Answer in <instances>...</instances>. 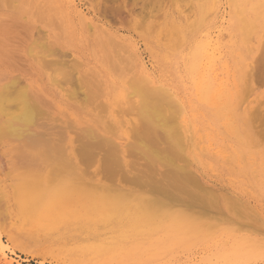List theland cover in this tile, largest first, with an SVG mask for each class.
Returning <instances> with one entry per match:
<instances>
[{
    "label": "rangeland",
    "instance_id": "374dc122",
    "mask_svg": "<svg viewBox=\"0 0 264 264\" xmlns=\"http://www.w3.org/2000/svg\"><path fill=\"white\" fill-rule=\"evenodd\" d=\"M234 1L66 0L65 4L69 11L76 14H100L106 23L117 30L119 38L121 36V47L123 51L127 50L124 51L126 53L122 51L124 54L122 56L130 65L133 64L130 76L136 71L139 75L144 67L154 78L159 79L164 76L182 85L185 89L182 93L184 98L189 104H193L200 114L199 124L203 126L212 122L215 115L195 88L192 57L199 45L207 46L206 57L199 61L200 72L195 76L196 82L200 81V75L204 76L203 84L205 80L211 79L208 68L212 67L213 57L215 66L212 70L215 68V73L218 74L216 84L224 80L225 85L230 88L225 97L227 104L225 109L230 110L235 107L237 114L240 115V118L237 115L231 119L235 122L240 137L236 135L235 139L230 140L232 135L218 136L220 140L218 143L224 144H220V147L216 146V149H220L223 145L227 146L228 142L233 147L227 146L226 150L234 157L229 156L227 159L203 150L199 157L201 161L196 160L195 163L192 161L191 164L181 158L183 157L181 150L179 153L173 147L164 149L163 142L156 140V144L155 138H149L151 134L144 132L147 135L144 133L142 135L146 137L139 136L141 134L137 130L138 136L135 134V142L137 141L138 149L135 145L136 151H134L138 157L133 155L135 162L130 165L134 164L140 172L138 170L136 172L135 168V170L125 169L128 171H125L126 177L123 176L127 180H124L123 176L119 177L120 189L115 192L91 188L72 190V186L67 185L70 179L59 171L58 156L52 155L54 159L51 160V165L50 162H41L38 172L16 181L22 186L20 191H11L10 195L0 192V252L4 250L0 253V264L7 262L12 264H264V176L256 172L261 167L264 168V139H262L264 136L263 134L260 136L256 131L258 129L264 133L262 130L264 125L260 126L261 128L257 126L261 121L255 117L260 111L254 113L258 103L262 104L257 110L260 109L264 113V68H262L264 48L261 50L264 44L261 46L258 41H264V0H236L238 5H235ZM261 3L263 6L259 7ZM184 10L189 15L184 13ZM243 16L247 20L246 24L240 21ZM164 29L170 31L169 35ZM246 29L250 32L247 33ZM243 31H246L245 34H242ZM244 38L252 40L253 44L250 41L248 43ZM133 52L134 54L130 55ZM258 54L261 57L256 59ZM251 61L255 69L257 65L259 71L254 69L252 73L251 67L247 69L250 77V82L248 80L250 91L248 90L247 97L245 96L247 92H244L246 85L243 82L246 65L242 66V64L244 62L250 64ZM225 64L228 67L226 70H224ZM133 82L137 85L141 81L133 80ZM258 117L264 119L260 114ZM252 118L255 119L254 122L257 121L255 125L252 124ZM168 122L174 125L170 119ZM238 123H240L239 127ZM217 124L221 129L220 132L225 131L221 122L218 121ZM244 125L247 129L251 128L250 131H247ZM245 134L249 136L246 137ZM253 134L255 135L252 138ZM150 139L154 145H150L152 142ZM144 151L146 152L143 153ZM147 151L148 153L151 151L149 155L152 153L153 156H148L153 159L148 158ZM139 155L144 157L140 158ZM155 155L157 158L154 157ZM238 156L239 160L236 159ZM162 157L168 159L162 160ZM144 158L149 162L148 164ZM159 161H165L167 164L164 166L168 165L166 167L171 169L175 176L181 177H175L171 171L167 172L169 176L166 175L164 172L167 168L164 169L162 165L156 164ZM168 163H173L174 166L172 164L170 168ZM185 163L189 164L188 167L192 166L190 170ZM143 164L149 167L146 168L147 165ZM175 164L181 168V165L183 167L185 165L188 172L194 171L190 173V177L193 175L195 179L188 176L185 167L181 171L178 166L179 170L175 171ZM51 166L56 169H52ZM172 166L175 168L173 169ZM152 170H157V174ZM197 173L199 176H194ZM182 175L185 176L182 178ZM131 177L133 178L130 180ZM0 180L7 184L9 178L0 177ZM180 181L184 182V185L180 184ZM173 185L176 187L178 185L179 188H174ZM152 187L158 188L159 191ZM200 188L203 191H200ZM15 208L16 210L20 208L22 214L18 215V212L16 215ZM33 208H35L34 212H31ZM31 213L33 217H30ZM129 217L133 220L130 221ZM92 247L94 249H91Z\"/></svg>",
    "mask_w": 264,
    "mask_h": 264
},
{
    "label": "bare ground",
    "instance_id": "6f19581e",
    "mask_svg": "<svg viewBox=\"0 0 264 264\" xmlns=\"http://www.w3.org/2000/svg\"><path fill=\"white\" fill-rule=\"evenodd\" d=\"M234 2L235 5H238L236 0ZM65 3L66 0H0V177L9 178L7 184L0 180V192L10 195L11 191H20L22 186L18 185L16 181L23 177L31 176L33 172H38L40 170L39 163L41 162H50L49 164L51 165V160L54 159L53 156L55 155L58 156L57 164L60 166L59 171L65 173L66 177L70 179V183L67 182V185L70 184L72 190L91 188L104 192L118 191V189H120L119 177L121 178L123 175L126 177V172L128 171L125 169H136L134 164L133 166L130 164H132L133 161L135 162V157H138V155H135V145H137L136 147L138 149V144H136L137 141L135 142V134L138 136V131L139 134H141L139 136H144L142 135L144 132L151 134L152 136L149 135V138H155L154 141L156 144L157 141L163 142V145L162 143H160V145H162L164 149L173 147L178 152L181 150L183 157H180L184 160H188L191 164L192 161L195 163L196 160H199L203 150H207L211 154L213 152L215 155L227 159L229 156L234 157V155L232 156V154L228 153L226 150L227 146L230 148L233 147L228 142L226 143L228 144L227 146L223 145L220 149H216V146L224 144L218 143L220 141L219 135L222 136L223 134H227L228 137L232 135L230 140L236 135L238 137H240V135L237 133L235 122L231 120L232 117L238 115L237 109L235 107L230 110L225 109L227 106L225 97H227L230 88L225 85L224 80H220V82L216 84L218 74L215 73V68L212 70V67L215 66L213 57L212 67L208 68L211 72L210 77L212 80L207 79L203 84L204 76L200 75V81L196 82L197 77L195 76L199 75L200 72L199 61L206 57L208 53L207 46L199 45L192 57L195 88L198 89L200 95L203 97L206 104L212 108L215 115V117L212 118V122H209L207 126H205V124L204 127L199 124L200 114L195 110L193 104H189L184 98L182 93L185 89L182 88V85L176 84L164 76L159 79L156 77L154 78L144 67L141 69L143 75L141 73H139V75L136 74V71L133 74V76L136 74L134 76L135 78L130 76L133 70V64L130 65L128 60L122 56L124 54L122 53L123 49L120 42L121 36L119 38L117 30L106 23L105 19L102 18L100 14H76L69 11L70 9H67ZM263 3H261L259 7L263 6ZM161 13H163L162 10ZM184 13H186L185 10ZM186 14L189 15L188 13ZM243 17H241L240 21L246 24L247 20ZM248 25L249 24H247V26ZM247 26L244 27L246 28ZM249 30H252V28H249ZM164 31L167 32L165 29ZM246 31L247 33L250 32L247 29ZM246 31H243L242 34ZM168 33H170V31L166 34ZM171 35H173L172 32ZM249 37L250 33L248 35V38ZM245 40L253 44L252 40ZM258 41L261 43V46L264 44V41ZM263 48L264 45L261 50ZM124 51L127 50L124 49ZM134 52L130 55H133ZM259 55L260 54L257 55L256 59L261 57ZM175 58L177 59L178 57ZM249 63L250 64H246V62H244L242 64V66L246 65L243 82L246 85L244 92H247L245 95L247 97L249 95L248 87L250 86V77L247 72L249 70L247 69L251 67V72H254L255 69V65L251 64L253 61ZM227 68L225 64L224 70ZM262 68H264V66ZM262 75L263 74H261V76ZM135 79L141 81L137 84L138 86L133 82V80L136 81ZM174 81H176V79ZM178 82L179 80H177V83ZM247 97H243V99L245 98L246 100ZM260 105L258 103V106L254 108L255 112L252 111L254 113L258 111L261 112L260 109L257 110L260 108ZM260 112L256 114L258 116L260 114L261 117H263L264 113ZM167 116H169V118ZM239 116L240 115H238V117ZM258 116H256L255 119L261 121L259 125H257L260 127L264 125L262 121L264 119ZM169 119L174 125L169 124ZM254 120L252 122L253 125L257 122H254ZM218 121L221 122L225 131L220 132L221 129L217 124ZM233 122L234 126L232 124ZM260 123L262 124L260 125ZM239 124L240 123H238V127ZM173 126H176V128H173ZM248 126L250 125L248 124ZM257 126H254V128ZM246 127L247 126H245V128ZM142 129L145 131H142ZM248 129L247 131H250L251 128ZM256 131L260 133V136L261 134L264 136L263 132L258 131V129ZM254 135L255 134H253L252 138ZM139 138L141 139V137ZM149 138L145 139L149 140ZM182 138L186 140H184L185 143ZM262 139H264V137H262ZM147 145H149V142ZM150 145H154V142L152 141ZM160 145L158 148H160ZM185 145L187 146V152H185ZM237 149L236 151H238ZM236 151H234L235 155H237ZM145 152L146 151L143 153ZM150 152L148 153L147 151V156ZM183 152H185V154H183ZM146 154H144V156ZM170 154H172V152ZM133 155H135V157ZM144 156H140V158ZM149 156H153V154L151 153ZM154 157L157 158L156 155ZM164 158L168 159V157ZM164 158L162 160H164ZM257 158L256 160H258ZM236 159L239 160V156ZM151 160L148 161L153 163ZM169 160L171 161V159ZM172 162H174V160H172ZM146 163L148 164L149 162L146 160ZM156 164L162 165L161 167L163 168H167L166 166H168H164V164H167L165 161H159V163L156 162ZM172 164H169L170 168ZM185 164L187 165V163ZM253 165H255V163ZM261 165L262 163L259 166L261 167ZM137 166H139V163ZM178 166L177 164L176 168L173 167V169L175 168L176 171ZM181 166L182 168L179 166L180 170L185 167V165L184 167L183 165ZM147 167L149 166L147 165L146 168ZM187 167L184 168L185 171H187ZM190 167L187 169L190 170ZM137 170L140 172V169L137 168L136 172ZM121 171H123V174ZM154 171L156 172L157 170ZM170 171L172 172L171 169L169 170V168H167V171L165 170V172H163L167 175ZM191 172L194 171H187L189 177ZM256 172L260 176H264L263 167ZM181 173L182 172H180V175ZM187 173H185L186 176ZM174 174L175 173H173V175ZM184 176L185 175H182V178ZM194 176L199 175L197 173V175ZM163 177H165V175H163ZM192 177L193 175L190 178ZM132 178L133 177H131L130 180ZM193 179L195 178L193 177ZM124 180L127 179L125 178ZM179 180L180 179H178V181ZM186 180L188 179L186 178ZM188 181H190V179ZM127 182L125 181V183ZM176 183L179 182L176 181ZM158 184L160 185V183ZM180 184L184 185V182L181 183L180 181ZM173 186L174 188L176 187L175 185ZM176 188H179L178 185ZM201 189L202 188H200V191H203V189ZM34 209L35 208H33L31 212H34ZM18 212V215L22 214L20 208L18 210L15 208L14 213L17 215ZM32 215L33 213L30 214V217H33ZM129 220L132 221L133 218L129 217ZM173 224L176 225L175 223ZM209 227L211 226L209 225ZM88 247H90V245H88ZM91 249L94 248L92 247ZM2 251L4 250H1L0 253H2ZM101 251L102 250H100V252ZM6 264H12V262H7Z\"/></svg>",
    "mask_w": 264,
    "mask_h": 264
}]
</instances>
